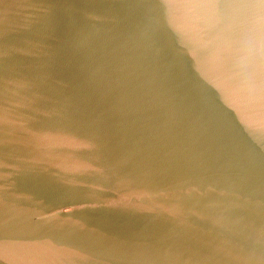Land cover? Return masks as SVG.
<instances>
[{"label": "water", "instance_id": "95a60500", "mask_svg": "<svg viewBox=\"0 0 264 264\" xmlns=\"http://www.w3.org/2000/svg\"><path fill=\"white\" fill-rule=\"evenodd\" d=\"M0 264H264V0H0Z\"/></svg>", "mask_w": 264, "mask_h": 264}]
</instances>
